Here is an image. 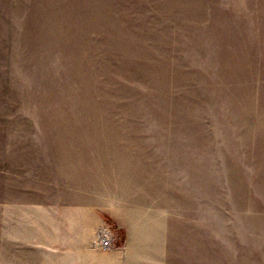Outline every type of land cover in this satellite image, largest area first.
I'll return each mask as SVG.
<instances>
[{
    "label": "rangeland",
    "instance_id": "374dc122",
    "mask_svg": "<svg viewBox=\"0 0 264 264\" xmlns=\"http://www.w3.org/2000/svg\"><path fill=\"white\" fill-rule=\"evenodd\" d=\"M76 174L167 264H264V0H0V264Z\"/></svg>",
    "mask_w": 264,
    "mask_h": 264
},
{
    "label": "crops",
    "instance_id": "0c3cea01",
    "mask_svg": "<svg viewBox=\"0 0 264 264\" xmlns=\"http://www.w3.org/2000/svg\"><path fill=\"white\" fill-rule=\"evenodd\" d=\"M84 178L71 177L62 199L26 208L31 214L15 234V264H167L162 261L160 219H152L150 210L140 204L105 203L102 194L89 192ZM105 223L116 230L117 242L100 250L91 242Z\"/></svg>",
    "mask_w": 264,
    "mask_h": 264
},
{
    "label": "built area",
    "instance_id": "2783aa9c",
    "mask_svg": "<svg viewBox=\"0 0 264 264\" xmlns=\"http://www.w3.org/2000/svg\"><path fill=\"white\" fill-rule=\"evenodd\" d=\"M116 242V230L110 223H105L96 229L91 245L100 250H109L116 246Z\"/></svg>",
    "mask_w": 264,
    "mask_h": 264
}]
</instances>
